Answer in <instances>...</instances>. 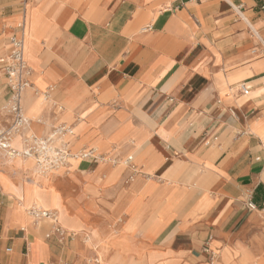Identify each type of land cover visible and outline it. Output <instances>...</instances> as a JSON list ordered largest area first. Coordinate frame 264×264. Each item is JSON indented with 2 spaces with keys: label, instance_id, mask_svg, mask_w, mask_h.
<instances>
[{
  "label": "crops",
  "instance_id": "crops-1",
  "mask_svg": "<svg viewBox=\"0 0 264 264\" xmlns=\"http://www.w3.org/2000/svg\"><path fill=\"white\" fill-rule=\"evenodd\" d=\"M263 4L29 0L23 14L18 0H0V59L25 23L28 131L46 136L65 124L73 129L65 140L72 153L133 158L139 173L127 185L130 168L110 162L69 160L61 168L100 186L102 209L116 208L129 240L138 241L132 256L201 263L264 209V53L254 56L264 49ZM8 96L0 64V129L9 122ZM22 167L58 182L62 173L40 175L31 160L0 153V264H90L78 233L63 227L74 222L58 220L62 241L52 222L27 216L42 194L56 198V189L41 187L37 201L30 198L34 188L18 181Z\"/></svg>",
  "mask_w": 264,
  "mask_h": 264
},
{
  "label": "rangeland",
  "instance_id": "rangeland-1",
  "mask_svg": "<svg viewBox=\"0 0 264 264\" xmlns=\"http://www.w3.org/2000/svg\"><path fill=\"white\" fill-rule=\"evenodd\" d=\"M144 31V30H143ZM255 40H258L254 36ZM259 42V41H258ZM260 45L261 44L259 42ZM264 49L254 51V56H262ZM124 160H117L112 167L123 166L129 169L128 165L123 164ZM23 170H26L22 167ZM61 169L59 182L33 174L29 169L22 178H18L23 185L34 188V192L26 195L34 197L37 201L38 190L45 187L46 191L56 189V195H41L40 200L35 204L37 207L48 208L58 212V220L61 223H73L75 226H65L78 233L82 245L87 247L90 254L86 261L90 264H164L161 258H140L131 255L138 249H132L131 245H138V241L129 240L130 233L127 226H123L122 219H117L116 208L103 210V195L101 188L90 185L85 176L70 178L68 172ZM130 173L124 184L132 183L136 173L129 169ZM139 173V172H138ZM46 178L48 181H46ZM90 187V188H89ZM116 195L111 200H115ZM110 198L109 202H112ZM44 210V209H43ZM53 212V211H52ZM55 213V212H54ZM252 216L238 225L231 233L225 244H220L214 248L215 260L211 262L206 258L198 264H264V209L252 212ZM74 228V229H73ZM135 242V243H134ZM128 245V246H127ZM126 248V251H125ZM122 249L125 251L122 255ZM128 253V254H127ZM130 253V254H129ZM135 256V257H134ZM85 258V259H86ZM155 259V260H153ZM157 260V263L155 262ZM173 264H186L185 258L173 257ZM196 264V263H190Z\"/></svg>",
  "mask_w": 264,
  "mask_h": 264
},
{
  "label": "built area",
  "instance_id": "built-area-1",
  "mask_svg": "<svg viewBox=\"0 0 264 264\" xmlns=\"http://www.w3.org/2000/svg\"><path fill=\"white\" fill-rule=\"evenodd\" d=\"M18 2L24 14L29 0H18ZM260 9L264 13V4ZM25 37V23L24 20H21L17 23L16 29L10 37L8 54L0 59L1 72L9 91L8 99L2 107V111L8 116L9 122L6 127L0 129V153L8 159L31 160L40 175L58 171L69 160H93L95 162H110L111 164H115L116 159L107 158L99 154L95 149L72 153L65 142L67 137L73 135V129L68 125L59 124L53 126L46 136H37L28 131L31 121L24 114L22 101L24 93L32 88V72L24 56ZM240 91L242 95H248V90L245 87L241 86ZM43 97L47 99L48 93H44ZM37 122L41 121L37 119ZM24 133L26 134L22 137V148H15L13 145L14 140L21 137ZM132 161L133 158L130 156L123 164L128 165L132 172H135L136 169ZM247 208L249 210L256 209L255 205L251 202L247 204ZM26 214L35 224L44 219L52 222L54 233L63 241L66 232L58 225L56 213L30 207L26 210ZM47 237L49 236L47 235ZM209 255L211 262H213L216 258L215 254L210 252Z\"/></svg>",
  "mask_w": 264,
  "mask_h": 264
},
{
  "label": "bare ground",
  "instance_id": "bare-ground-1",
  "mask_svg": "<svg viewBox=\"0 0 264 264\" xmlns=\"http://www.w3.org/2000/svg\"><path fill=\"white\" fill-rule=\"evenodd\" d=\"M36 208H38V207H36Z\"/></svg>",
  "mask_w": 264,
  "mask_h": 264
}]
</instances>
